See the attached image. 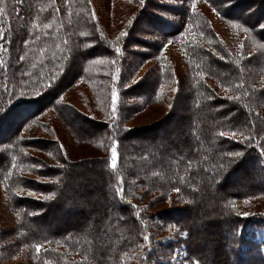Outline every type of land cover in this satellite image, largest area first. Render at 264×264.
Returning <instances> with one entry per match:
<instances>
[{
    "label": "trees",
    "instance_id": "1",
    "mask_svg": "<svg viewBox=\"0 0 264 264\" xmlns=\"http://www.w3.org/2000/svg\"><path fill=\"white\" fill-rule=\"evenodd\" d=\"M149 1L144 0L142 14L134 15L130 26L156 22L158 17L151 20L152 14L144 11ZM192 2L183 10L178 32L166 41L173 42L174 50L178 45L184 74L178 79V62L168 58L162 41L155 46L147 42L157 55L156 63L142 76L140 86L147 91L139 95L128 83L136 71L126 63V53L140 58L150 54L128 47L130 29L119 40L105 32L93 0H0V190L12 223L7 233L0 219V264H148L155 253L154 239L174 224L179 237L174 244L183 243L186 250L182 264H219L221 260L264 264V241L243 237L249 223L264 225L260 211H244L252 199L264 197V30L259 27L264 24V0H195V11ZM250 4L253 7L246 11ZM205 5L215 9L217 19L237 44L229 38L225 41L213 28L203 11ZM117 68L119 78L113 81ZM81 82L87 85L91 102L103 110L102 115L96 113L100 118H93L94 114L86 119L64 100L63 90ZM162 85L166 91L178 89L172 91L169 109L173 123L182 121L178 134L174 138L175 133L167 128L170 120L159 119L154 133L131 145L129 120L144 106L168 99ZM113 86L117 91L115 116ZM215 86L224 87V92ZM179 103H184L180 105L184 113L176 118ZM251 104L252 109L260 106V117L250 111ZM51 110L65 122L80 126L73 128L76 141L90 142L104 153V166L96 172L99 180L93 185L94 205L88 204L86 181H77L72 174L62 179L59 173L61 162L68 161L63 158L67 152L59 134L41 118ZM90 119H97L96 128L90 126ZM9 127L16 128L15 132L4 137ZM32 127L46 128L54 140L22 138ZM233 131L235 137L219 135ZM113 140L118 142L119 153L115 169L106 163ZM32 150L48 152L60 164L38 159ZM228 153L243 155L233 158ZM241 160L253 165L257 175L245 176V186L233 189L229 178ZM118 187L124 190L122 196L116 193ZM72 189L83 191L86 197L75 200ZM29 191L34 195H27ZM144 193L163 199L173 195L172 201L181 202L184 210L192 207L195 211L200 202L207 206L200 225L205 236H220L211 250L217 259L199 251L194 221L165 212L169 219L163 225L156 221L149 225L148 219L158 209L153 208L156 197L145 204L136 202ZM210 210L213 219L207 214ZM124 216L123 223L120 218ZM242 243L247 245L244 254L239 249ZM36 244L41 245L39 252ZM163 253L167 257L169 249Z\"/></svg>",
    "mask_w": 264,
    "mask_h": 264
},
{
    "label": "rangeland",
    "instance_id": "2",
    "mask_svg": "<svg viewBox=\"0 0 264 264\" xmlns=\"http://www.w3.org/2000/svg\"><path fill=\"white\" fill-rule=\"evenodd\" d=\"M190 0H150L147 3L145 12H150L152 14V18L157 20L153 23V25H133L130 26L131 19L134 15L138 17L140 14H142L143 11H139L142 7L139 1H131V0H93V6L95 9L96 16L98 17V20L100 24L103 26L104 31L109 33L110 35L114 37H119L120 33L125 31L126 29H130L129 32V38L127 41L128 47L131 50H134L135 52H147V54H150L148 58L145 57H138L140 55L137 54H130L129 51L126 53L127 60L126 63L129 64V66L133 65V70L135 72V76L131 79H128L129 85H134V90L137 92V94H144L147 91V88L143 85L140 86V81H143V75L145 72L150 68L151 66H154L156 63V54L153 51V48H149L145 43L149 42L152 45H157L158 43H161V41L165 45V53L172 61L177 63L176 67V75L179 79V75L184 74V66H182V63L179 62L178 54H177V46L175 50L173 48V42L169 43L166 42L168 39L173 37L179 29L180 20L183 15V10L185 11L188 3ZM225 2V1H224ZM255 6V5H254ZM253 7V4L246 5L245 10L248 11ZM145 8V7H144ZM203 11L206 14V17H209L211 21V25L215 30H218L217 32L221 35L222 38L226 39L229 38L230 42L232 43H238L233 40V37L231 34L228 33L227 30H225L222 26V23L217 19L216 17V11L213 10V8L206 6H203ZM149 23H151L149 21ZM134 37L138 40L137 43H134ZM136 41V40H135ZM143 45V46H142ZM130 50V51H131ZM172 51V52H171ZM171 60H168L169 63ZM126 65V64H125ZM126 67V66H125ZM144 82V81H143ZM142 82V83H143ZM215 84V83H214ZM183 87V86H182ZM215 86L214 88H216ZM162 90H164V94L166 93L168 99L164 102H154L151 104H148L143 107V109L139 112H137L130 120L128 125L132 128L133 135L129 136V140L131 142L136 141L141 136H149L151 135V132H153L159 123V119L162 121L165 120L166 122H169L166 124L167 128L170 129L172 132H174V138L178 134L176 131H178V127L181 126V119H178L176 123H173V119H170L174 115H170L169 109L171 105V94L173 91V87L171 90L166 91L164 89V86H161ZM185 88V86H184ZM217 89L221 92H224V87H221L220 89L217 87ZM64 93V100L69 101L68 104L71 106H74L80 115H82L84 118L88 119L89 116H94V114L99 113L102 115L98 105L96 102H91L90 98V91L87 87V85H84L83 82H81L79 85H70L66 87L63 90ZM226 92V91H225ZM134 102L135 99H132ZM173 101V98H172ZM131 102V101H130ZM137 103V102H134ZM184 104V103H183ZM183 104H178L177 108L174 110L178 115L176 118H179L184 111L182 110ZM181 105V107H180ZM252 109V104H251ZM173 111V113H174ZM253 112V115L256 117L261 116V110L260 106L255 105V107L250 110ZM97 116H94L93 118H100L101 115L96 114ZM250 115V114H249ZM171 116V117H170ZM41 118L46 122V124L50 125L53 128V131L55 130L56 133L59 134L60 138L62 139V142L64 144V147L66 149L65 156L63 155V158H66L68 161L61 162L62 163V170L59 171L60 175L62 176V179L67 178L68 175L72 174L74 179H77V181H86L88 184L87 188L90 189V201L88 204L94 205L95 203V197H96V191L93 190V185L96 184L95 182L99 180V177L96 175L97 171H100L104 166V153L102 152L101 148H98L94 144L90 142H86L83 140L76 141V138L74 137L73 130L77 127H80L79 125L73 126L71 123H67L62 119L58 118L54 111L48 112L46 115L41 116ZM91 118V117H90ZM249 118V117H248ZM158 119V120H157ZM252 120V118H249V120ZM253 117V121H254ZM16 121V120H15ZM252 121V122H253ZM97 119H90V126H94L92 128H96ZM160 122V121H159ZM39 124V122H37ZM10 124H14L10 121ZM6 127V126H5ZM72 127V128H71ZM74 128V129H73ZM92 128L89 129V126H86V129L90 132H92ZM166 128V129H167ZM6 129V128H4ZM8 130L4 132V137L9 136L10 134H13L15 132V129L12 131L9 128ZM46 129V128H45ZM45 129L41 128H27L25 130V133H22V138L25 137V139H33V138H40V139H49V141L54 140L55 136L51 134V132H46ZM154 133V132H153ZM160 135H164V133L159 132ZM33 137V138H32ZM173 137V136H172ZM2 139V138H0ZM164 143V141H162ZM127 149H132L131 146L127 145ZM38 159L46 160L48 163L54 164L57 163L54 161V159L58 158H52L48 152H38L35 150H32ZM242 161V162H241ZM239 161L238 165L240 166L235 172L232 174V176L229 178L231 181V187L230 188H237L242 189L246 182H245V176H254L256 177L257 172L253 170L250 163L245 162L243 164V160ZM248 163V164H247ZM60 164V163H57ZM247 164V165H246ZM249 165V167H248ZM255 165V164H254ZM256 165H258L256 163ZM90 166V167H89ZM84 167H87L88 170L83 171L82 169ZM254 172V173H253ZM256 173V174H255ZM255 174V175H252ZM229 188V189H230ZM73 190V198L77 200L78 197L85 196L86 194L82 191H77V189ZM171 195L168 199H163L162 195L154 194V193H144L142 194V197L140 198L141 201H136L140 204H145L149 202L150 200L154 199L156 197V204L153 206V208H157L158 211L152 215L151 218L148 219V224L151 225L152 221H156V223L163 225V222L167 221L169 218L165 216V212H169L171 214V217H177V218H183L186 219V221L191 222L194 221V225L197 228V237L195 239V244L198 246L199 251L207 255L210 259H217V256L212 253L211 250H213L214 245L216 243V240H220V236L214 235V234H207L206 236L202 233V230L204 229L200 225L201 218L206 215L205 211L203 210L207 206H203L200 202L198 204V208L194 211V208L189 207L188 209H183L184 206H182L181 202H173ZM72 207V203L70 204V208ZM245 212H253L254 210L260 211V215H264V197H259L252 199L250 203L245 206ZM202 209V210H201ZM64 212V211H63ZM85 212L87 215L90 216V207H85ZM178 212V213H177ZM195 214V215H194ZM207 214L211 215L210 219H213L214 212L209 211ZM74 217H78L77 213L74 215ZM0 219L2 220V228L5 230H8L7 233L11 230L12 223L9 222L11 220V217L6 212V210L3 207V201H2V193L0 190ZM127 219L126 216L120 218V221L124 223V220ZM86 221L88 222V216ZM207 229L208 225H203ZM176 225H172V228H169L167 230H161V233H159L158 237L154 239L152 249L155 250V253L153 255V259L148 264H182L186 261H183L184 257L186 256V250L184 248L183 243L175 245L174 242H177L179 240L177 232ZM243 237H246L248 239H254L258 242L264 241V225H255L249 223L247 225L246 229L244 230ZM239 246V243L236 244ZM246 243L240 244L239 249L241 248L242 254L246 252ZM169 247V248H168ZM169 249V254L166 257L164 255V250L167 254V249ZM241 255V254H240ZM239 256V255H238ZM155 257V258H154ZM167 258H170L167 260ZM236 258V257H235ZM158 260V263H154L153 260ZM235 261V259H234ZM25 261H18L17 263H22ZM27 262V261H26ZM25 262V263H26ZM23 264V263H22ZM186 264H200L198 261L192 262V263H186ZM219 264H228L224 263L222 260L219 261ZM236 264H249L247 262H238Z\"/></svg>",
    "mask_w": 264,
    "mask_h": 264
},
{
    "label": "snow or ice",
    "instance_id": "3",
    "mask_svg": "<svg viewBox=\"0 0 264 264\" xmlns=\"http://www.w3.org/2000/svg\"><path fill=\"white\" fill-rule=\"evenodd\" d=\"M21 2H22V0H21ZM140 4H141V7H143L144 6V0H140ZM191 6V8L193 9V11H195V8H196V4H195V0H193V2H192V4L190 5ZM215 10V9H214ZM190 19V18H189ZM130 23H131V21H130ZM47 27V26H46ZM259 27L262 29V30H264V24H261V25H259ZM245 31H247V29H245ZM0 35H2V32H0ZM127 35V33L126 32H121L120 33V37H125ZM183 35V34H182ZM201 35H203V33H201ZM120 37H117V40H119V38ZM25 43H27V41H25ZM169 43H171V41H169ZM0 48H2V45H0ZM115 52L117 53V54H119L120 53V48L119 47H116L115 48ZM20 60H24L25 59V57L24 56H20V58H19ZM3 63V61L2 60H0V64H2ZM113 63H115V61H113ZM119 72H120V69L119 68H117L116 69V72L112 75V80L113 81H116L118 78H119ZM176 90H178V89H174V91H176ZM209 98H211V97H209ZM227 99H238V97H227ZM111 100H112V115L113 116H115L116 115V108H117V91H116V88H115V86H113V89H112V93H111ZM219 135H221V136H224V135H230L231 137H235V135H236V132H231V133H225V132H220L219 133ZM242 139H248V138H244V137H242ZM117 147H118V142L117 141H115V140H113V142H112V147H111V149H110V160L108 161V162H106V163H109L110 164V166L113 168V169H115L116 168V166H117V162H118V159H119V153H118V151H117ZM261 154L262 155H264V148H261ZM229 157H239V156H242L243 155V153H228L227 154ZM61 167H62V165H61ZM123 188L122 187H118L117 189H116V193H117V195H121L122 196V194H123ZM175 191H177V192H179L180 191V189H175ZM27 195H29V196H32V195H34V193L33 192H31V191H29L28 193H27ZM50 197H45V199L47 200V199H49ZM243 215H248V213H242ZM137 215H139V213H137ZM182 235H186V233H181ZM148 239H149V237L147 236V235H145L144 236V240L145 241H148ZM141 247H143V245L141 246ZM35 248H36V251L37 252H39L40 250H41V245L40 244H36L35 245Z\"/></svg>",
    "mask_w": 264,
    "mask_h": 264
}]
</instances>
